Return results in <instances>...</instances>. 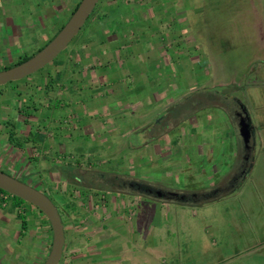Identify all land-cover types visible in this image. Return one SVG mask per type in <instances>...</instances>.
<instances>
[{"label": "crops", "instance_id": "1", "mask_svg": "<svg viewBox=\"0 0 264 264\" xmlns=\"http://www.w3.org/2000/svg\"><path fill=\"white\" fill-rule=\"evenodd\" d=\"M4 1L13 3L5 5L6 17L0 18V60L6 61L7 66L33 46L41 47L42 37L39 33L41 25L36 35L28 34L29 28L18 30L10 22L9 12L12 11L13 17L18 3L15 5L16 0ZM32 1L35 5L45 2V9H40L44 18L45 10L55 0ZM116 1L118 5L121 2ZM120 7L102 15L97 26L91 25L84 41L78 43L74 57L60 61L58 68H51L53 59L39 71L13 82V87H3L0 91V170L29 185L35 184L58 202L63 214V247L57 264H144L143 258L151 253L145 244L146 237H150L155 224L161 223L160 219L152 218L158 215L156 201L160 199L152 198L154 203H150L143 201L142 195L121 188L99 189L88 183L76 185L77 174L72 169L79 170L78 174L92 170L120 176L126 173L134 179L130 181L145 184L148 177L152 180L159 176L151 170L162 172L171 167L174 173L178 170L175 162L179 158L188 163L197 155L191 148L185 152L190 153L188 161L184 154L171 155L172 148L177 146L178 150L181 140L184 139L186 145L191 143L192 134L184 133L185 128L176 129L179 133L174 134L171 141L162 132L154 130L159 126V131L165 129L155 122L156 116H162L174 100L196 91L185 90L182 86L188 66L183 58V61L179 60L185 52L178 50V45L185 44L193 51L197 49L199 39L194 45L187 38L189 32L185 28L181 33L177 28L171 29L162 10L144 13L139 6L128 11ZM113 16L119 20L118 25L107 27L108 18ZM175 17L182 18V26H185L182 13ZM134 18L137 22H133ZM139 30L150 35L145 53L134 39L140 35ZM158 34L161 36L159 42ZM170 46L177 51L174 55L167 54ZM261 51L264 54V47ZM259 57L264 61V56ZM160 62L171 69L167 87L160 89L153 84L150 91L147 81L158 82ZM189 63L192 65V61ZM195 65L189 72L195 88L204 80L216 81L218 86H226L229 82L211 80V71L206 77H200L199 64ZM251 73L254 80H259H232L233 84L229 86L235 84L236 89L263 87L264 63ZM237 81L240 84H236ZM175 82H179V88ZM143 88L146 91L140 96L138 92ZM170 90L174 95L168 93ZM241 106L252 129L251 138H255L256 128L245 105L241 103ZM215 120L212 117L210 121ZM206 124L209 125L207 121ZM209 140L208 137L204 139L207 153L202 151V160L212 163L207 169L217 173L216 165L224 159L221 162L224 163L223 173L232 172V161L237 156L226 150V140L216 137ZM117 157L125 164L118 165ZM258 161L263 163L264 157L258 160L251 156L248 176ZM148 164L150 170L145 168ZM28 205L16 203L12 198L5 204L0 200V264H42L48 254L51 244L49 224L36 208Z\"/></svg>", "mask_w": 264, "mask_h": 264}, {"label": "rangeland", "instance_id": "2", "mask_svg": "<svg viewBox=\"0 0 264 264\" xmlns=\"http://www.w3.org/2000/svg\"><path fill=\"white\" fill-rule=\"evenodd\" d=\"M155 1L151 3L148 0H121L118 5L116 0H98L91 12L93 16H90V24L88 18L66 48L54 58L51 68H58L61 64L60 61L74 57L78 43L84 41L86 31H91V25L100 24V17L111 9H116V6H121V10L124 11L139 6V10L144 13L162 10L166 13L164 19L168 18L171 29L172 27L177 28L179 29L178 33H181L185 28L189 32L187 38H190L194 45H197L198 38L197 49L193 51L187 49L185 44L178 45V50L185 52L179 57V60L183 58L188 66V73L186 71L184 73L182 86L185 90L195 89L196 91L189 93L184 98L174 100L162 116L158 115L160 116L158 119L156 116L155 119L166 129V132L165 129L159 131L160 126L154 130L157 133L162 132L168 141H171L174 140L175 136L173 135L179 133L176 129L185 128L184 133L192 134L191 145L189 143V146L186 145L183 139L178 143V150H176L177 146L172 148L171 155L175 157L177 152L181 155L184 154L187 156L185 160L188 161L190 153L185 152L189 148L193 149V154L197 155H194V159L188 163L180 161L179 158L175 162L178 165V170L174 173L171 172V167L168 168V171L162 172L151 170L159 176L152 180L148 177L149 181L145 184L148 183L153 188L181 195L208 193L218 186H225L242 162V153L245 149L238 133L235 115L236 111H239L237 101L245 105L248 117L256 128L255 138L253 137L249 141V160L251 161V156L257 157L258 160L260 157H264V85L263 87L243 89H236L235 84L234 87L229 86L233 84L232 80L241 82L252 78L253 81L259 80H254V74L252 75L251 72L253 69L255 72V69L264 63L259 57L260 55L264 56L261 51V48L264 47V0ZM15 2V5L17 3L18 5L13 17L11 16L12 11H9L10 22L20 31L29 28L30 33L28 34L32 35L39 30L41 25L39 33L42 38L39 45L43 46L44 42L51 39L59 27L66 22L79 0H55L53 5L45 10L44 18L40 9H45V2L41 1L38 5H35L32 0H23L22 2L16 0ZM12 4L0 0L1 19H4L5 5L11 6ZM178 13L183 14L186 21L185 26H182V18L175 17ZM30 14L32 15L29 16ZM108 19L107 27L119 23L116 16ZM136 19L134 18L133 22H137ZM139 28L136 27V29ZM139 31L137 32L140 35L134 39H136L140 50L145 53L146 40L150 35ZM158 38L161 39L160 34L157 35ZM182 38H184L183 34ZM39 48L41 47L33 46L32 49L25 51L23 56H31ZM175 52L177 51L174 46L168 47L167 54L174 55ZM16 61L17 59H14V62ZM191 61L192 65L189 63ZM173 64L176 66L175 61ZM195 64H199L200 77H206L211 71V80L219 79L229 82L226 86H218L216 81L211 83L204 80L200 81L195 88L193 78L189 73L191 66H196ZM5 65L6 61L0 60V68ZM157 67L160 79L157 83L147 81L150 91L153 84L164 89L167 87L166 81L170 78L171 69L169 67L163 65L162 62ZM192 71L195 72V69ZM176 79L179 80L180 76L177 75ZM175 84L177 88L180 87L179 82H175ZM236 84H240V82L237 81ZM3 87L11 88L13 82L0 86V91ZM142 90V92H138L140 96L144 95L146 91L145 88ZM172 92L173 90L168 91L169 94ZM144 102L146 103V101ZM210 117H215L216 120L210 121ZM154 131L152 130L153 133ZM206 137L210 139L209 141H213L215 137L226 140V150L234 152L237 156L235 161H232V172L228 170L223 173L224 163L221 162L224 159L216 165L217 173L207 169L210 162L206 163L202 160V151L207 153V144L204 143ZM254 141L255 145H253ZM173 156L171 158H174ZM143 161L146 159L144 158ZM172 163H174V159ZM117 164L124 165L125 163H121L117 157ZM149 165L145 167L147 170H150ZM210 165L212 166V163ZM203 166L204 168H202ZM165 171L167 172L166 176H164ZM72 172L79 173L77 169H72ZM102 173L109 174L108 172ZM125 174L120 176L115 173L112 176L117 177V184L122 185L121 187L128 191L127 183L134 179ZM82 181L99 189L108 188L107 183L100 182V180H97L98 184H95L96 179L91 182L87 177ZM31 186L39 190L35 184H31ZM140 198L143 201L154 203L152 197L148 195H142ZM50 200L62 218L63 214L58 202L53 197ZM156 203H158V209H156L158 215L152 218L160 219L161 223L159 225L154 223L155 229L152 230L150 237H146L145 244L150 248L151 253L143 258L144 264H264V162H259L258 165L256 163L253 172L242 179L236 190L227 194L223 193L214 200L198 204L163 200L156 201ZM28 207L30 206L28 205ZM127 211L129 210L127 209ZM152 218L149 217V220Z\"/></svg>", "mask_w": 264, "mask_h": 264}, {"label": "water", "instance_id": "3", "mask_svg": "<svg viewBox=\"0 0 264 264\" xmlns=\"http://www.w3.org/2000/svg\"><path fill=\"white\" fill-rule=\"evenodd\" d=\"M97 2L98 0H79L66 22L35 54L20 63L0 70V86L23 79L49 64L75 37ZM235 115L243 147L248 150L250 148L249 141L252 137V130L246 112L244 109H240ZM127 187L138 194L148 195L155 199H176L181 201L184 197L181 194L165 192L135 181L128 182ZM0 190L33 206L45 217L51 230V244L42 264H57L63 247V228L59 213L50 198L42 191L1 170Z\"/></svg>", "mask_w": 264, "mask_h": 264}, {"label": "trees", "instance_id": "4", "mask_svg": "<svg viewBox=\"0 0 264 264\" xmlns=\"http://www.w3.org/2000/svg\"><path fill=\"white\" fill-rule=\"evenodd\" d=\"M78 4V3H77ZM77 4L75 5V7L77 6ZM75 7H74V9H75ZM73 9V10H74ZM72 10V11H73ZM90 16H92V13L89 15V17L88 18H90ZM87 18V19H88ZM63 25V24H62ZM61 25V26H62ZM61 26L59 27V29L61 28ZM58 29V30H59ZM57 30V31H58ZM50 40V39H49ZM49 40H47L46 42H45V44L49 41ZM44 44V45H45ZM42 47V46H41ZM40 49V48H39ZM39 49H37V50H39ZM36 50V51H37ZM29 56H23V57H21V58H19L15 63H13V64H9V65H7V66H3L0 70H2V69H5V68H8V67H10V66H13V65H15V64H17V63H20V62H22V61H24V60H26L27 58H28ZM221 88V87H220ZM224 88V87H223ZM239 105V104H238ZM239 107H240V109H244L241 105H239ZM250 149V148H249ZM249 149H248V166H247V168H246V170H245V173H244V176H246V174H247V172H248V170H249V167H250V160H249ZM79 171V170H78ZM85 177H87L88 179H90V181L91 182H94V180L96 179V181H95V184H98L99 183V181H97V180H100V182H106L107 183V186H108V189H111V188H121V189H124V188H122L121 186L122 185H120V184H117V182H116V180H117V177H114V176H112V175H109V174H103V173H97V172H93V171H89L88 173H84V172H81L80 174H78L77 173V176L75 177V183H76V185H81V183H84L82 180H84V178ZM242 177L240 178V180H239V182L238 183H236V185L234 186V188L232 189V191H230V192H228V193H231V192H233L234 190H236L237 189V187L240 185V182L242 181ZM18 180H20V181H23V180H21V179H18ZM25 182V181H24ZM130 182V181H129ZM27 183V182H26ZM28 184V183H27ZM139 184H143V183H139ZM143 185H146V184H143ZM149 186V185H148ZM149 187H151V186H149ZM151 188H153V187H151ZM107 189V188H106ZM126 189V188H125ZM128 189V188H127ZM1 191V190H0ZM128 191H132V192H135V193H137L136 191H134V190H131V189H128ZM44 193V192H43ZM45 194V193H44ZM138 194V193H137ZM227 194V193H226ZM46 196H47V194H45ZM184 197H183V199L180 201V200H176V199H160V200H163V201H172V202H178V203H188V202H192V203H202V202H206V201H209V200H214V199H216L218 196H212V195H210V194H207V193H204V195L203 194H196L194 197L196 198V199H191V196L190 195H183ZM11 198H12V200H14L16 203H25V202H23L22 200H20V199H18V198H16V197H13V196H11ZM51 199V198H50ZM60 216V215H59ZM60 219H61V217H60ZM48 224V223H47ZM22 226H24V223H23V221H22Z\"/></svg>", "mask_w": 264, "mask_h": 264}, {"label": "flooded vegetation", "instance_id": "5", "mask_svg": "<svg viewBox=\"0 0 264 264\" xmlns=\"http://www.w3.org/2000/svg\"><path fill=\"white\" fill-rule=\"evenodd\" d=\"M239 108V111H240V107H238ZM238 111H236V113H237ZM235 113V114H236ZM156 121L155 122H157L158 123V121H157V119H155ZM252 130V129H251ZM248 150H244V153H243V155H242V162H241V164H240V166H239V168H238V170L232 175L233 177L232 178H230V180L228 181V183L225 185V186H223V187H216V189H214V190H212V191H210V192H208L207 194H210V195H214V196H218V195H221V194H226V193H228V192H230V191H232V189L234 188V186L236 185V183H238L239 182V180H240V178L242 177V178H244L245 176H244V173H245V170H246V168H247V166H248ZM204 195V194H203ZM191 196V199H196L194 196L195 195H190Z\"/></svg>", "mask_w": 264, "mask_h": 264}, {"label": "built area", "instance_id": "6", "mask_svg": "<svg viewBox=\"0 0 264 264\" xmlns=\"http://www.w3.org/2000/svg\"><path fill=\"white\" fill-rule=\"evenodd\" d=\"M11 199V195L6 192L0 191V200L2 203H7Z\"/></svg>", "mask_w": 264, "mask_h": 264}]
</instances>
